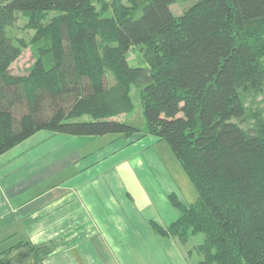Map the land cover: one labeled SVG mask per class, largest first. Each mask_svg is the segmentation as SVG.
<instances>
[{"label": "trees", "instance_id": "1", "mask_svg": "<svg viewBox=\"0 0 264 264\" xmlns=\"http://www.w3.org/2000/svg\"><path fill=\"white\" fill-rule=\"evenodd\" d=\"M99 1L0 0V157L40 131L166 140L199 196H172L178 218L155 233L203 235L197 264H264V122H237L241 90L264 87V0H195L179 16L177 0H115L112 15ZM19 14L38 52L24 76L11 67L26 42L7 32ZM135 50L145 65H130ZM135 96L144 129L120 119ZM53 250L22 242L0 264H44Z\"/></svg>", "mask_w": 264, "mask_h": 264}, {"label": "crops", "instance_id": "2", "mask_svg": "<svg viewBox=\"0 0 264 264\" xmlns=\"http://www.w3.org/2000/svg\"><path fill=\"white\" fill-rule=\"evenodd\" d=\"M39 133L0 157V252L31 242L53 246L44 264L198 263L187 243L151 225L177 220L172 196L191 204L155 153L158 139L117 142L108 152L124 160L103 164L79 152L93 137L57 135L47 145Z\"/></svg>", "mask_w": 264, "mask_h": 264}, {"label": "rangeland", "instance_id": "3", "mask_svg": "<svg viewBox=\"0 0 264 264\" xmlns=\"http://www.w3.org/2000/svg\"><path fill=\"white\" fill-rule=\"evenodd\" d=\"M195 0H177L176 3L173 5L174 13L179 16L181 15L187 8H189ZM128 4V0H122V3ZM116 4L115 0H100L97 3L98 8H102L104 10L105 7V14L112 15L113 7L112 5ZM56 13H50L49 18L55 16ZM7 32L10 36L15 38L16 40H24L26 42V47L23 48L21 56L19 59L12 65L11 73L15 76H24L27 75L29 70L33 67L35 62L38 58V52L36 50L35 45L33 44V38L36 35V30L30 28V24L27 18L23 17L22 15H18L16 23L7 29ZM129 63L132 66H143L145 65L143 54L139 50H135L129 56ZM246 89L241 90L242 98L244 99V103L246 106V115L243 121H237L241 123L244 128H252L257 127L260 123L264 122V87L261 89H254L249 86L245 87ZM120 119L122 121L129 122L131 124L136 125L137 127L144 129L145 128V119L142 112V107L139 100L135 96V110L127 115L121 116ZM137 134L130 138H124L122 135L117 133L108 134L105 136L95 137V139L84 146L79 152L87 156L88 158L97 157L98 160L102 161L103 164H119L120 160H124L122 155H118V153L108 152L109 148L113 147L117 142H129V144H133L139 139L145 138L147 136L152 135H142ZM42 135H46L47 138V145L54 143V135L51 132L47 131H40L39 138ZM150 138V137H149ZM29 140V139H28ZM39 139L33 138L32 141L29 142H36ZM52 141V142H51ZM49 142V143H48ZM45 142L36 144L33 146V149H47V145L44 146ZM44 146V147H43ZM152 147L155 148L156 154L160 162L169 167L176 179L180 181L182 184V188L184 189L185 196L187 200L191 203H195L198 200V191L195 188L193 182L191 181L189 175L186 173L184 168L182 167L180 161L174 154L173 150L171 149L169 143L166 140H159L155 144H152ZM42 149V150H43ZM34 151V150H31ZM40 152V150L38 151ZM127 153V152H125ZM138 157H141L143 161L148 164L149 162L146 161L145 156L142 155L141 152H137ZM146 154V152H145ZM132 157V156H131ZM127 160V159H125ZM119 172V167L116 168ZM203 235H198L196 237L191 238L190 241H187V245L190 246V251L194 252L193 246L199 244L203 241ZM3 248V247H2ZM199 258V255L196 254Z\"/></svg>", "mask_w": 264, "mask_h": 264}]
</instances>
